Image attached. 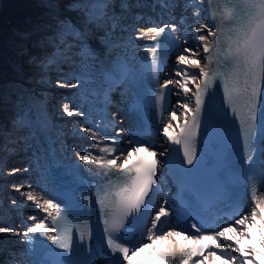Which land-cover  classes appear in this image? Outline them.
<instances>
[{"label": "snow or ice", "instance_id": "obj_1", "mask_svg": "<svg viewBox=\"0 0 264 264\" xmlns=\"http://www.w3.org/2000/svg\"><path fill=\"white\" fill-rule=\"evenodd\" d=\"M112 0H85L82 4H73V8L87 9L88 19L94 20L102 17L104 9L109 7ZM161 7H173L174 0H158ZM237 4L238 0H231ZM185 11L194 9L191 12L190 20H185L182 15L178 22L155 24L147 29H139L135 40H148L155 42L145 48L150 60L146 62V68L150 76L161 71L162 57L160 55V44L163 40L169 42L173 50H179L175 56V65L172 69V78L165 79L156 90V106L163 117L167 108L165 106L166 95L175 94L182 96L183 100H177L178 109H183L184 116L179 132L176 133L171 121L178 119L177 111L170 113V121L164 123L161 120L160 127L163 135L171 144L181 145L183 150V163L193 165L197 159L196 137L203 133L207 135L213 129L214 124L221 122L220 112H213V100L215 90L223 87V98L220 110L225 112L230 107L233 114L239 117L236 110L237 100H243L247 109L246 115L241 119V126L237 139L243 137L245 147V158L253 161L258 151V139H264V0H245L244 7L248 12L247 16L239 18L238 22L226 31L222 27L216 29L208 11V0H184ZM121 7L127 9V0H122ZM232 14L222 17L231 19ZM111 28L101 38L104 52L93 51L86 42L88 32L80 31L68 21H59L57 38L59 43L55 45L56 52L48 60V64L56 63L58 59H68V54L73 48H78L75 53L80 60L79 74L72 73L63 78L61 87L78 88V94L83 98L84 93L96 94L95 89H89L93 77L96 75L104 78L108 88L103 90L105 103L108 101V93L117 83L125 84L126 88L133 87L139 78L140 73L135 71L127 58V49L131 38L123 35H116V30L121 33L127 27L120 24L121 17L113 14L111 17ZM208 20L210 23L201 21ZM187 24V27L184 25ZM136 31L135 27L133 28ZM179 32L173 36L172 33ZM195 41V47L191 42ZM137 48L140 45H136ZM62 49V50H61ZM201 52L203 55H201ZM232 65L229 67L228 61ZM202 61L204 64L202 65ZM198 70V71H196ZM243 77V80L240 77ZM75 80L76 83H72ZM200 81L197 83V81ZM195 86V91L190 87ZM191 94V95H190ZM189 100H194V108L190 107ZM260 108L261 117L258 120L257 108ZM74 115L83 117L82 121H75L76 124L88 123L92 119V111L83 110L82 103H76L69 99L62 105L61 116ZM189 114L191 119L189 120ZM115 120H108L106 124L95 123L90 126L80 127L75 134L86 133L92 141L83 154L79 156L77 171L82 173L80 179L87 181L89 187L95 186V202L101 207L103 216L102 242L106 240L107 248L111 250L113 264H154L151 259L133 260L136 252L141 247L151 249L149 255H155L160 264H264V201L257 199L256 189L249 188L251 194V205L245 212L239 202L228 201L224 205L223 215H220L218 201L222 199L219 188L214 189L213 195L205 201L209 207L216 208V214L212 222L206 220L204 214L196 207L195 210L186 216L183 223L190 222V229H194L191 235L186 231L164 230L161 225L162 218L168 217L169 212L164 206H159V211L150 218L151 227L146 224L138 229V235L125 239L134 225L149 214V207L153 205V197L160 191L161 181L157 177L160 160L155 151H151V144L140 138L143 130L137 133H130L129 143L131 149L121 146L120 134L109 133L108 128L114 125ZM29 130V138L36 140L32 151V163L24 169L28 172L38 170L45 177L50 175L52 167H60L63 159L62 153L66 150L61 139L62 133L57 131L55 138L51 133V121L47 111L43 108L33 106L23 110V114L14 122V126ZM37 133L43 136L41 142ZM176 133V134H174ZM59 143V147L57 144ZM168 149L161 151V156L167 153ZM95 153V154H94ZM119 153V155H115ZM141 153H144L143 155ZM119 161V163H118ZM19 171L13 169L12 173ZM190 182H194L190 181ZM264 187V182H261ZM14 191L27 202L35 205L41 212L46 213L42 218L30 216L29 220L34 221L31 226L21 234L12 228L0 226V233L11 232L13 235L24 238L25 254L34 255L33 241H37L44 247L43 241L37 240L39 236H46L49 231L50 222L56 230V235L49 237L51 245L49 251L63 249L58 252L56 264H80V244L74 246L73 241V216L75 215L70 201L60 199H41L35 194L32 185H28L26 193L21 192V187L12 186ZM85 204L89 203L87 196L83 197ZM12 207L18 208V198L12 200ZM168 201H164L167 204ZM219 217V219H217ZM220 221H223L221 223ZM80 241H83L84 230L87 228L86 221H82ZM226 224V226H225ZM126 225L128 227H126ZM91 238V233H88ZM146 236L147 241L143 243ZM160 241L162 247H154L155 241ZM243 241H247L244 243ZM259 242V249L256 247ZM211 249V250H210ZM216 249H219V254ZM119 253L122 259H116ZM197 258V259H194Z\"/></svg>", "mask_w": 264, "mask_h": 264}, {"label": "rangeland", "instance_id": "obj_2", "mask_svg": "<svg viewBox=\"0 0 264 264\" xmlns=\"http://www.w3.org/2000/svg\"><path fill=\"white\" fill-rule=\"evenodd\" d=\"M29 1L33 2L32 0ZM24 2H26V0ZM66 3L69 4L66 5L67 8H65L62 3V7L58 6V9L62 11L67 9L72 14H78L79 16L83 15L82 8H72L70 0H67ZM78 3L80 4V2ZM121 3L122 0H112L109 7L104 9L105 14L102 17L89 21L86 25H83L84 29L79 28L76 23H72L67 18H61L59 21H68L80 31L86 30L88 32L86 42L93 51L104 49V46L101 44V38L105 35V32L109 30V27H111V17L113 14L121 17L119 22L121 25L127 27L125 32H128L129 36L139 31L141 27L138 22L130 21L132 16H136L137 12L134 10L140 4V0H127V9L122 8ZM141 5L142 4H140V6ZM190 10L192 12L194 9ZM48 12L49 11L46 10L45 13ZM123 13H128V18L122 17ZM183 14H186V12H183ZM15 20L18 21V17L15 18ZM59 21H57L56 24L57 32L59 30ZM0 22H2V26L0 27V34L2 35L4 31V21L2 20ZM78 24H81V22ZM134 27L136 31L133 30ZM43 32V34L42 31H40L33 36H29V38L35 36L39 43L34 47L29 46L30 49L25 53L24 58V62L28 63H23L26 69L34 70L36 73L32 71L33 77L30 80L27 75H24L25 73H23L21 67L18 66L17 71L19 73H16V75L25 78L29 82L27 84H20H23L25 87L29 88V93L36 100L38 107H43L47 111L50 121L56 125L57 129L62 128L63 131H65V134L68 136L77 135L75 134V130L80 127H85L83 124L74 123L75 121H81L80 117L76 115L68 117L66 114L61 116L62 105L67 103L69 99L76 100L77 89L61 87L60 84L63 83V78H66L72 73L77 74L78 70L81 69L79 67L81 58L78 55L74 56L75 53L79 51V49L73 48L72 52L68 54V59L60 58L56 63L48 64L49 58H51L56 52L55 45L59 43V40L57 38V33L56 36L52 35L54 38H51V34L45 36L44 28ZM116 35L125 36L120 32L119 29L116 30ZM125 37L127 38L128 36ZM191 44L193 47H195L196 42L192 41ZM22 45H25V43H22ZM1 47L2 45L0 48ZM32 53H35V55H32ZM72 83L75 84L76 81L73 80ZM191 86L192 85H190V87ZM3 90H0V94H2ZM24 103V100L19 98L14 93H6L3 96L0 95V226L12 228L17 232H20L19 226H22V222L26 220L27 216L30 217L31 214L36 212V209H39L30 202H27L25 197L19 196V194L16 193L12 187L13 185L20 186L21 192L24 193L29 190V171L25 172L24 169L30 165V158L26 155V152L29 151L31 145L28 146L26 144L27 138L24 134V130L19 127V125L14 126V122L17 121V119L23 114V110L25 108ZM174 106L177 107V114L183 112V109H178L176 101ZM7 127L10 128L9 131L17 132H10L11 134L14 133L12 137L10 133H7V136L10 138L4 139V133L2 132L1 128L4 129ZM78 135L80 137L87 138L86 133H79ZM13 169H19V171L15 172L14 174H10L12 173ZM33 189H35L36 195H38L41 199H45L39 190H37L35 187H33ZM14 198H18L20 201L18 208L12 207L11 202ZM17 237L18 236L13 235L11 232L0 233V264H17L15 258L11 255L13 251L11 246H14V241L17 239Z\"/></svg>", "mask_w": 264, "mask_h": 264}, {"label": "trees", "instance_id": "obj_3", "mask_svg": "<svg viewBox=\"0 0 264 264\" xmlns=\"http://www.w3.org/2000/svg\"><path fill=\"white\" fill-rule=\"evenodd\" d=\"M24 1L0 0V21H4V31L2 35L0 34V46L2 45L0 48V86L18 81L23 84L29 83L25 78L16 75V73H19L17 71L18 66L21 67L23 73H25L24 75H27L30 80L33 77L32 71L36 73L34 70L26 69L23 64L28 63L24 62V58L25 53L30 49L29 46L34 47L39 43L35 36L32 38H29V36H33L40 31L43 34L44 28L45 34H51V38H54L53 36H56L57 33V21L66 18L54 12L45 13L47 8L40 0ZM55 1V4L60 7H62V3L65 8H67L66 5H69L63 0ZM74 3H78V0H70L71 7ZM75 16L78 17V14H75ZM17 17L18 21L15 20ZM80 17L87 19L85 13ZM1 26L2 22H0ZM22 43H25V45H22ZM32 55H35V53H32ZM0 95L3 96V94Z\"/></svg>", "mask_w": 264, "mask_h": 264}, {"label": "bare ground", "instance_id": "obj_4", "mask_svg": "<svg viewBox=\"0 0 264 264\" xmlns=\"http://www.w3.org/2000/svg\"><path fill=\"white\" fill-rule=\"evenodd\" d=\"M147 1H148V0H147ZM148 7H149V4L145 1V4H144L143 7L141 8V12H143L144 15L147 13ZM188 12H189V11H188ZM188 14H190V15L186 17V19H185L186 21H187V20H190V17H191V12H189ZM141 28H142V27H141ZM145 30H146V29H145ZM124 34H125V36H128L127 38H131V42H130V45H129L128 49L133 48V46H135L136 43L144 41V39H140V40H135V39H134L135 35L138 34V31H137L136 33H133V34L130 35V36H129V33H128V32H127V33L124 32ZM137 52H138L141 56H144V54H145L146 51H145V48H142V49L138 50ZM196 71H198V70H196ZM80 72H81V69L78 70V73H77V74H79ZM92 82H93V80H92ZM194 87H195V86H194ZM194 87L191 86L192 89H194ZM76 89H78V88H76ZM78 99H79V100L77 101V103L79 104V103L82 102V100H81L82 97H81L79 94H78ZM30 100L32 101L33 98H31ZM34 102H35V101H34ZM32 104H33V101H32ZM33 107H34V110H35V108H40V107H38V105H37L36 103H34ZM91 143H92V141H91L90 138H89L87 144L90 145ZM28 154H29V152H26V155H28ZM30 157H31V153L29 154V158H30ZM32 177H33V175H32ZM35 215H36L37 219H39V218H41L44 214H43V212L40 211V209H36V214H35ZM33 223H34V221L29 220V221H27L26 223H23V224H22V227L27 228L28 226H31ZM15 242H16V244L19 243V241H15ZM257 247L259 248V242H258V246H257ZM16 249L18 250V252H17L16 254L19 255L18 258H19V260H20V262H19L18 264H27V261H26L25 259L21 258L20 247L17 246ZM218 262H219V261H218ZM219 263H220V262H219Z\"/></svg>", "mask_w": 264, "mask_h": 264}]
</instances>
